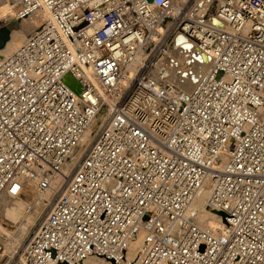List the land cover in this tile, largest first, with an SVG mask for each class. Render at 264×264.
Listing matches in <instances>:
<instances>
[{
  "label": "built area",
  "instance_id": "obj_1",
  "mask_svg": "<svg viewBox=\"0 0 264 264\" xmlns=\"http://www.w3.org/2000/svg\"><path fill=\"white\" fill-rule=\"evenodd\" d=\"M35 11L0 56V194L50 192L20 257L264 264V0H16ZM175 33L207 60L188 90L153 74ZM204 187L216 230L193 208Z\"/></svg>",
  "mask_w": 264,
  "mask_h": 264
},
{
  "label": "bare ground",
  "instance_id": "obj_2",
  "mask_svg": "<svg viewBox=\"0 0 264 264\" xmlns=\"http://www.w3.org/2000/svg\"><path fill=\"white\" fill-rule=\"evenodd\" d=\"M15 2H16V0H15ZM35 12L37 13V11H35ZM39 12H42V14H44V19L42 21V23H43L45 18L47 17V13L45 11H39ZM33 14H35V13H33ZM29 16L30 17H28V20H29V18L32 19V22L30 23V25L35 26L34 30H36L42 24V23L41 24L39 23L41 16H39V14H36V15L30 14ZM13 23L15 24V22H13ZM15 25L17 26V24H15ZM24 28L25 27L23 26V29ZM28 30H26V31H28ZM30 34H28V36ZM178 35H181V34H178ZM28 36H26L25 38H23V37L22 38L12 37L9 41L12 43L11 46L7 47V49L4 50V52L0 56L9 55ZM21 39H22V41H21ZM17 42H19V43H17ZM172 55H173V57H171ZM172 58H176V61H175V59H172ZM187 59H190L192 61L193 65H195V66L198 65L200 67V69H203L206 67L207 60H206L205 56L197 51L196 47L194 46L193 42L190 39H188L184 35L173 36L169 40L167 54L158 60V62L155 65V68L153 70V74L158 75L162 70H164V73L167 76L168 80L173 82L179 88H181L183 90H188L195 83V81L198 78V75L194 73L190 64H189L190 68H185L188 65V64L186 65V62H185ZM184 65H186V66L184 67ZM133 70L134 69H132V72H133ZM189 86H191V87H189ZM107 112L108 111L106 108H102V110L99 112V114L93 119V121L91 122V124L86 129V131L83 135V139H82L81 144L72 153L69 160L64 164V166H63L64 172L68 171V169L70 168V166L72 165L74 160L80 154L81 150L89 142L92 134L98 128L101 121L106 116ZM208 190H209V187H204L203 189L200 190V192L198 193V195L196 196V198L193 202V208L194 209L195 208H201V211L199 212V217L201 216L203 219L205 218V215L208 217V219H207L208 225H203V224H200L198 222L201 226L206 227V228H210L212 230H216L218 228L217 226L220 223L219 217L214 212L209 211L205 207V198L207 196ZM49 197H50V192L46 191L43 193V192L37 191L34 181H27L24 184V186L22 187L21 192L18 195L13 196V195H10V194L5 193V192L0 194V245L5 248L4 252L6 254V256L3 257L2 260H0V264H5L8 260H10L13 257L14 253L9 254V255H7V254L15 247V244H16L15 235H16V233H19V230H20L19 228L21 227V225H23L24 223L31 222L32 218L28 215L32 214V212L36 213L39 210H41L45 201L48 200ZM195 211H196V209H195ZM19 213L22 214V216L20 215V217H18L17 220L13 219L15 221L13 222L12 225H9V223H7V222L12 221V220L10 221L9 218L10 219L13 217L15 218L17 215H19ZM4 220H6V222H3ZM23 240L21 242H23ZM139 241H140L139 238H135L134 240H132V242L130 243V249H129L128 254H127L128 257H132L134 255V253L136 252L137 247L139 245ZM21 244L22 243H20L19 245H21ZM7 256H9V257L7 258ZM101 263L112 264L110 262H107V261L101 260V259H99V260L98 259H89V261H88V264H101ZM14 264H28V263L21 256L16 260V262H14Z\"/></svg>",
  "mask_w": 264,
  "mask_h": 264
},
{
  "label": "rangeland",
  "instance_id": "obj_3",
  "mask_svg": "<svg viewBox=\"0 0 264 264\" xmlns=\"http://www.w3.org/2000/svg\"><path fill=\"white\" fill-rule=\"evenodd\" d=\"M33 13H35V14H33ZM30 14H32V15L39 14V16H41L39 23L40 24L42 23V21L44 19V14H42V12L37 11V13L32 12ZM30 14H28L24 17H19L16 14V2H15V0H0V35H1L0 36V55L4 52V50L7 49V47L11 46L12 43L9 41L12 37H19V38L23 37V38H25L26 36H28V34H30L35 29V26L30 25V23L32 22V19L29 18V20H28V17H30L29 16ZM13 22H15V24H17V26ZM23 26L25 27L24 29H23ZM26 30H28V31H26ZM178 34L179 33H175L174 36H181ZM21 41H22V39H21ZM17 43H19V42H17ZM167 52H168V50H167ZM171 57H173V55ZM172 59H175V61H176V58H172ZM187 60L185 62H186V65L187 64L188 65L187 66L184 65V67L186 66L185 68H190L192 61L190 59H187ZM189 87H191V86H189ZM43 207H44V205L42 206L41 210H39L38 212H36V213L32 212V214H29L28 216H30L32 218L31 222L24 223L23 225H21V227L19 228L20 229L19 233H16V235H15V237H16L15 238V240H16L15 247L7 254V255H9V254L14 253L13 254V260H12L13 264L20 257V253L18 251V248L20 247L19 244L22 243L21 241L26 237L27 233L30 231V229L34 225V223H36V220L39 218V216L43 212V209H44ZM195 209H196V213H197V222H199L200 224H203V225H208L207 224L208 217L206 215H205L204 219L201 216L199 217V212L201 211V208H195ZM20 215L22 216V214L19 213V215H17L15 218L14 217L11 219L9 218V220L10 221L12 220V221L7 222V223H9V225H12L13 222L15 220H17L18 217H20ZM13 219H15V220H13ZM3 222H6V220H4ZM4 249L5 248L0 245V253H2V255H0V260H2L3 257L6 256ZM8 257L9 256H7V258ZM101 264H103V263H101ZM104 264H109V263H104Z\"/></svg>",
  "mask_w": 264,
  "mask_h": 264
}]
</instances>
